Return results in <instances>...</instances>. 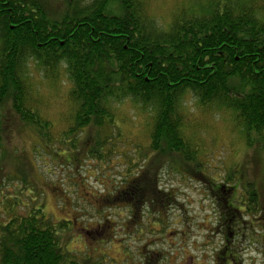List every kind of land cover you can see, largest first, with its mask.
Instances as JSON below:
<instances>
[{
  "label": "trees",
  "instance_id": "obj_1",
  "mask_svg": "<svg viewBox=\"0 0 264 264\" xmlns=\"http://www.w3.org/2000/svg\"><path fill=\"white\" fill-rule=\"evenodd\" d=\"M257 7L255 0H192L171 14L164 29L150 16L147 0H68L59 19L47 16L41 0H0V107L9 98L20 122L49 139L51 122L41 112L43 102L36 89L33 93L28 74L33 62L51 85L66 75L71 106L66 137L90 124L102 126L106 119L112 124L116 104L130 100L141 112L151 113L149 138L155 159L177 156L193 162L201 175L200 152L186 126L185 94L204 108L229 112L233 129L244 132L248 147L253 144L251 133L264 142V14ZM7 121L0 111V148ZM70 145L74 147L73 140ZM134 178L121 192L130 190L134 205H150L157 214L158 205H174L173 195L154 181L142 182L145 173ZM250 182L238 191L232 185L208 189L206 180L209 196L245 192L250 202L241 206L250 213L243 223L215 215L217 226L226 233L233 227L235 237H225L223 246L232 252L231 258L218 252L214 264H239L243 244L257 240L249 234L253 218H258L259 227L264 223V200ZM14 200L12 206L23 209L21 199ZM35 203L23 206L27 213L2 223L0 264H77L61 241L65 222L56 226ZM239 209L229 205L226 213ZM160 217L158 225L164 226ZM262 229L255 233L261 235Z\"/></svg>",
  "mask_w": 264,
  "mask_h": 264
},
{
  "label": "rangeland",
  "instance_id": "obj_2",
  "mask_svg": "<svg viewBox=\"0 0 264 264\" xmlns=\"http://www.w3.org/2000/svg\"><path fill=\"white\" fill-rule=\"evenodd\" d=\"M41 1L47 16L59 19L68 0ZM255 1L264 14V0ZM147 2L150 16L165 29L171 14L192 0ZM27 68L33 93L36 89L43 102L41 112L51 122L50 136L42 139L35 128L21 123L6 98L0 107L8 120L0 148V228L38 202L53 224L67 225L60 232L61 241L77 264L217 263L222 238L206 180L208 189L232 185L238 191L250 180L264 200V142L251 133L253 144L248 147L244 132L233 129L229 112L204 108L189 94L183 106L186 126L200 152L201 175L195 173L193 162L177 156L155 159L149 138L151 113L141 112L130 100L116 104L112 124L106 119L102 126L90 124L66 137L71 126L66 75L51 85L39 66L30 62ZM141 172L147 175L142 182L154 181L158 189L173 195L172 207L158 205L157 214L150 205L126 203L121 192ZM16 198L23 209L12 206ZM158 217L164 226L158 225ZM243 247L239 264H264L262 246L260 254L247 243Z\"/></svg>",
  "mask_w": 264,
  "mask_h": 264
},
{
  "label": "flooded vegetation",
  "instance_id": "obj_3",
  "mask_svg": "<svg viewBox=\"0 0 264 264\" xmlns=\"http://www.w3.org/2000/svg\"><path fill=\"white\" fill-rule=\"evenodd\" d=\"M231 193H232V191H228L227 193L226 192H222V194L220 195L221 197H219V193L212 192L210 194L211 195L210 196L211 202H212V204L215 207L216 214L218 215L217 218H222L225 215H230L231 218L228 219V220L232 224L233 223H236L235 222L236 220H237V222L239 221L240 223H243L244 218H245V214L247 215V217H249L250 216V213H246V210L244 209V207L241 208V206H243L244 204L248 205L250 203L249 202V195H248V193L244 194L245 192H243L242 194L237 193L236 196L232 197L231 196ZM130 195H131V191L130 190H127L126 191V194H125V197L128 198V201L132 205L133 203H132V200L130 199ZM259 204H260V201H259L257 207H259ZM220 205L222 207H224V208L222 209ZM229 205H235V206H238L239 205L240 209L239 210H236V211H232L233 213L231 212V213L227 214L226 212H227V209L229 210ZM256 214H257V212L255 213V215ZM257 220H258V218H256V219L253 218V221L251 223L252 224V231L253 232L251 234H249V235L252 236L253 238L257 239L254 242V244L251 245V246H253V251L255 253L260 254L261 249L259 248V246H262L264 248V243L261 242V239H264V223L262 224V227H259ZM261 228H263L262 229V234L261 235L256 234L255 232H258L259 233ZM219 230H221L222 232H220ZM217 231L219 232V235L220 236L222 235L221 236V238H222V244L221 245L222 246H221L219 252H221L223 255H225V259L226 260H229L231 258L230 257V253H232V252H230L229 249L226 250V248H224L223 246L228 241V239H227V241H225L226 240L225 237L228 236L230 239H232V238L235 237V232L233 231V227H231L230 230L228 229V233H226V232L223 231V229H221V228H219L217 226Z\"/></svg>",
  "mask_w": 264,
  "mask_h": 264
}]
</instances>
